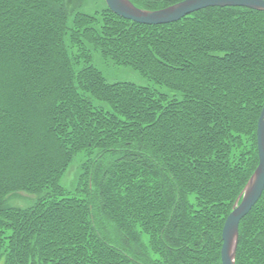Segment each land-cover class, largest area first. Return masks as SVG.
<instances>
[{"label": "trees", "instance_id": "obj_1", "mask_svg": "<svg viewBox=\"0 0 264 264\" xmlns=\"http://www.w3.org/2000/svg\"><path fill=\"white\" fill-rule=\"evenodd\" d=\"M96 55L148 84L108 81ZM263 108L264 10L147 25L107 3L0 0V264H223ZM22 191L36 202L9 204ZM236 264H264V193L241 221Z\"/></svg>", "mask_w": 264, "mask_h": 264}, {"label": "water", "instance_id": "obj_2", "mask_svg": "<svg viewBox=\"0 0 264 264\" xmlns=\"http://www.w3.org/2000/svg\"><path fill=\"white\" fill-rule=\"evenodd\" d=\"M117 15L137 23L160 25L180 21L196 11L208 7H248L264 10V0H183L158 10H146L131 0H105ZM259 165L240 194L223 229L222 263L236 264L241 221L252 211L264 193V108L257 131Z\"/></svg>", "mask_w": 264, "mask_h": 264}, {"label": "rangeland", "instance_id": "obj_3", "mask_svg": "<svg viewBox=\"0 0 264 264\" xmlns=\"http://www.w3.org/2000/svg\"><path fill=\"white\" fill-rule=\"evenodd\" d=\"M105 0H67V5L70 11H83L94 13L97 9L105 6ZM95 64L99 67L108 81L115 82L117 80H129L140 84H148L136 71L127 67H116L103 60L100 55L95 56ZM87 158L85 154H80L66 171L62 183L70 190H75L78 185V180L82 175L83 166L86 164ZM9 204L13 206L27 207L34 204L37 200L35 194L28 192H19L10 196ZM115 237V236H114ZM117 243L116 240L110 239Z\"/></svg>", "mask_w": 264, "mask_h": 264}, {"label": "bare ground", "instance_id": "obj_4", "mask_svg": "<svg viewBox=\"0 0 264 264\" xmlns=\"http://www.w3.org/2000/svg\"><path fill=\"white\" fill-rule=\"evenodd\" d=\"M188 16V15H187ZM183 19V18H182Z\"/></svg>", "mask_w": 264, "mask_h": 264}]
</instances>
